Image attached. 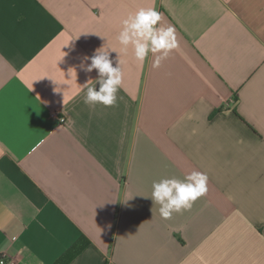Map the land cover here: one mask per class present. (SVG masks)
<instances>
[{
	"label": "crops",
	"instance_id": "obj_1",
	"mask_svg": "<svg viewBox=\"0 0 264 264\" xmlns=\"http://www.w3.org/2000/svg\"><path fill=\"white\" fill-rule=\"evenodd\" d=\"M139 8L176 30L158 68L117 40ZM103 46L123 83L92 108L79 64ZM193 171L207 193L162 219L152 183ZM2 255L264 264V0H0Z\"/></svg>",
	"mask_w": 264,
	"mask_h": 264
},
{
	"label": "clouds",
	"instance_id": "obj_2",
	"mask_svg": "<svg viewBox=\"0 0 264 264\" xmlns=\"http://www.w3.org/2000/svg\"><path fill=\"white\" fill-rule=\"evenodd\" d=\"M162 19V13L155 8H139L129 14L122 20L117 36L121 49L125 53L131 49L135 61L140 64H143L150 55L155 57L153 67L158 68L177 47L175 27L162 26ZM79 68L86 74L93 71L97 73L95 85L88 86V82L93 81L89 79L82 86L86 88L84 103L92 108L114 107L117 104V93L123 83L121 61L111 59L110 51L105 50L103 46L96 49L91 56L81 57ZM69 70L75 71V69ZM207 180V175L198 171L191 172L183 179L163 178L152 183L149 198L153 205L159 206L160 217L168 220L173 214L190 210L194 202L207 193Z\"/></svg>",
	"mask_w": 264,
	"mask_h": 264
},
{
	"label": "built area",
	"instance_id": "obj_3",
	"mask_svg": "<svg viewBox=\"0 0 264 264\" xmlns=\"http://www.w3.org/2000/svg\"><path fill=\"white\" fill-rule=\"evenodd\" d=\"M59 116L58 113L54 112L50 115L49 119H53ZM67 119L63 116L58 117L57 124L53 127V130L58 128L59 126L65 124ZM0 264H17L15 260H9L5 255L0 256Z\"/></svg>",
	"mask_w": 264,
	"mask_h": 264
},
{
	"label": "trees",
	"instance_id": "obj_4",
	"mask_svg": "<svg viewBox=\"0 0 264 264\" xmlns=\"http://www.w3.org/2000/svg\"><path fill=\"white\" fill-rule=\"evenodd\" d=\"M238 101V99H235V102H237Z\"/></svg>",
	"mask_w": 264,
	"mask_h": 264
}]
</instances>
